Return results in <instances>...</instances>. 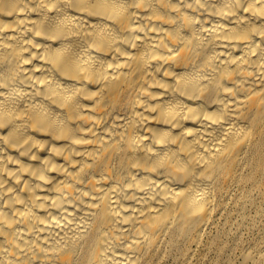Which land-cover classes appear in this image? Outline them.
<instances>
[{
	"label": "bare ground",
	"instance_id": "6f19581e",
	"mask_svg": "<svg viewBox=\"0 0 264 264\" xmlns=\"http://www.w3.org/2000/svg\"><path fill=\"white\" fill-rule=\"evenodd\" d=\"M263 171L264 0H0V264L188 261Z\"/></svg>",
	"mask_w": 264,
	"mask_h": 264
},
{
	"label": "rangeland",
	"instance_id": "374dc122",
	"mask_svg": "<svg viewBox=\"0 0 264 264\" xmlns=\"http://www.w3.org/2000/svg\"><path fill=\"white\" fill-rule=\"evenodd\" d=\"M264 171L244 181L240 200L218 220L208 243L185 261L175 249L160 264H250L244 255L264 252Z\"/></svg>",
	"mask_w": 264,
	"mask_h": 264
}]
</instances>
